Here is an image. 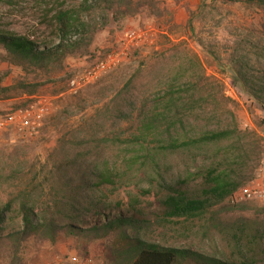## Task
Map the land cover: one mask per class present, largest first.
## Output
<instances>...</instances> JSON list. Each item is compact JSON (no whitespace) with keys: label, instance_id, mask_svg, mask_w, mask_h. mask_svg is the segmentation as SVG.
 Returning <instances> with one entry per match:
<instances>
[{"label":"rangeland","instance_id":"1","mask_svg":"<svg viewBox=\"0 0 264 264\" xmlns=\"http://www.w3.org/2000/svg\"><path fill=\"white\" fill-rule=\"evenodd\" d=\"M84 1L0 0V34L52 47L59 42L54 15L78 10ZM155 1L132 17L109 16L83 52L48 70L17 65L0 45L2 87L35 84L34 95L53 97L39 137L0 132V207L12 203L7 225L21 227L20 207L29 195L36 213L57 217V209L70 204L120 203L124 211L135 206L149 222L145 241L232 263H261L263 203L227 200L197 218L169 219L163 200L177 183L200 190L212 169L243 184L264 176V13L241 1ZM80 15L81 23L95 24L93 15ZM133 30L141 31L142 41H128ZM99 61L109 62L108 72L69 93L68 81ZM34 95L19 89L1 96L0 114ZM225 130L233 137L173 147ZM98 170H109L113 183L100 185ZM115 241L61 236L51 244L30 236L20 252L27 264H52L69 252L115 264ZM8 248H1L0 264H8Z\"/></svg>","mask_w":264,"mask_h":264},{"label":"trees","instance_id":"2","mask_svg":"<svg viewBox=\"0 0 264 264\" xmlns=\"http://www.w3.org/2000/svg\"><path fill=\"white\" fill-rule=\"evenodd\" d=\"M230 1L254 5L264 13V0ZM155 4V0H85L78 10L63 9L54 15V36L59 38V42L52 47L37 45L25 37L3 34H0V45L17 65L27 63L48 70L51 67L61 66L68 57L83 52V48L90 45L89 39L97 31V27L102 28L107 25L109 16L116 20L125 19L135 16L145 7L152 8ZM81 13L93 15L90 21L95 24L81 23ZM95 17H100L105 22H97ZM73 35L77 38L73 39ZM1 83L0 79V97H7L10 92L19 89L34 95L39 88V85L35 84L2 87ZM253 96L258 95L253 94ZM157 120L156 117L151 119V125H146L144 130H151L152 124ZM233 135L234 131L231 130L210 132L173 147L215 143L228 140ZM110 173L109 170H98L95 177L100 185L113 183ZM243 185L245 184L227 172L209 170L200 190L182 189L179 183L170 186L169 194L163 200L165 216L169 219L200 217L229 200L230 196ZM32 196H27L21 203L22 225L18 229L7 225L12 203L0 207V250L4 245L9 246L8 264H27L20 251L23 243L30 236L51 244H55L61 236L68 239H101L113 236L116 239L112 249L115 264H180L181 261L188 260H196L198 264H264V261L259 263L255 259L232 263L203 257L191 250L167 248L145 241L143 233L149 227V222L142 219L141 213L133 205L124 211L120 203L90 201L78 206L70 204L67 207H59L56 211V214H59L57 217L53 212H49V215L36 213L34 207L30 206V203L35 201Z\"/></svg>","mask_w":264,"mask_h":264},{"label":"built area","instance_id":"3","mask_svg":"<svg viewBox=\"0 0 264 264\" xmlns=\"http://www.w3.org/2000/svg\"><path fill=\"white\" fill-rule=\"evenodd\" d=\"M128 41L140 42L143 40L141 31H129L126 34ZM73 39L77 36L73 35ZM108 61H99L84 74L75 76L68 81V91L76 94L87 86L99 81L109 70ZM53 97L37 94L24 107L0 114V132L14 133L18 137L32 139L39 137L46 126L47 118L52 108ZM234 205L244 203L264 204V176L243 185L229 198ZM52 264H97L93 256L80 255L76 252L58 255Z\"/></svg>","mask_w":264,"mask_h":264}]
</instances>
